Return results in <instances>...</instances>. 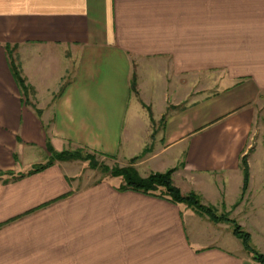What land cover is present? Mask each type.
Returning a JSON list of instances; mask_svg holds the SVG:
<instances>
[{
  "label": "crops",
  "instance_id": "obj_1",
  "mask_svg": "<svg viewBox=\"0 0 264 264\" xmlns=\"http://www.w3.org/2000/svg\"><path fill=\"white\" fill-rule=\"evenodd\" d=\"M48 145L175 168L264 256V0H0V172ZM76 162L0 179V264H259L228 223Z\"/></svg>",
  "mask_w": 264,
  "mask_h": 264
},
{
  "label": "trees",
  "instance_id": "obj_2",
  "mask_svg": "<svg viewBox=\"0 0 264 264\" xmlns=\"http://www.w3.org/2000/svg\"><path fill=\"white\" fill-rule=\"evenodd\" d=\"M19 69L20 68L18 65H16L14 62L11 63L10 71H12V74L23 95L28 96L30 94V89L26 85V81L22 77V73L21 71H19ZM133 83L135 86V82ZM37 113L39 114L40 112L37 111ZM48 152L50 153V156L47 164H37L35 166L33 165L29 170H27L26 173L0 172V179H2L3 176H7L5 182L17 180L20 178L23 179V177L41 172L57 162L80 161L86 163L88 168H91L93 170L99 169L104 175L110 177V179L119 178L122 181V185L119 188L120 191H132L145 195L167 198L172 203L185 204L186 206L188 205L197 214L208 216L212 222L214 221L216 223H228L232 227L233 235L236 238H240L242 240L245 250H247L249 254L253 255V258L257 262H259L260 264H264V256L252 247L251 237L249 233L242 228L241 225H238V223L235 220L231 219L227 213L224 215H219L214 207L203 204L199 196L195 193H188L187 195H184L182 191L175 186L172 177L175 168L168 170L165 173H152L148 177L144 178L139 174L136 167H133L134 164L143 156L131 159L129 164L124 167H120L119 165L109 167L105 164L99 163L98 157H101V155H98L97 153L92 152L87 148L81 147L80 149L75 151L65 150L62 152H57L50 145H48ZM241 162L244 174V196L248 190L247 186L250 174L248 173L247 157H244Z\"/></svg>",
  "mask_w": 264,
  "mask_h": 264
},
{
  "label": "rangeland",
  "instance_id": "obj_3",
  "mask_svg": "<svg viewBox=\"0 0 264 264\" xmlns=\"http://www.w3.org/2000/svg\"><path fill=\"white\" fill-rule=\"evenodd\" d=\"M170 91H172V89H170ZM78 149H80V148H71V149H69V151H75ZM37 156L38 157H36V158H39L38 162L41 163L42 165L48 163L49 157L46 158V155L44 153H38ZM98 160H99L100 164H105L109 167L118 165L117 163H115L111 160H108V159H104L102 157H98ZM69 167H71V169H73V170L78 169L82 173V175L84 177H86V179L84 181H87L89 184H94V183L98 182L99 180L110 178V177L104 175L99 169L93 170L91 168H88L86 163H83V162L80 163V161L70 164ZM65 171H67L68 174H72L71 173L72 171H69V169H64V172ZM219 215H223V214H219Z\"/></svg>",
  "mask_w": 264,
  "mask_h": 264
}]
</instances>
